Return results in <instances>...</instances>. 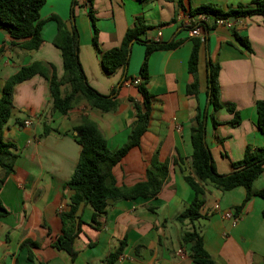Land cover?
Returning <instances> with one entry per match:
<instances>
[{
	"label": "crops",
	"instance_id": "0c3cea01",
	"mask_svg": "<svg viewBox=\"0 0 264 264\" xmlns=\"http://www.w3.org/2000/svg\"><path fill=\"white\" fill-rule=\"evenodd\" d=\"M183 6L196 8L214 5L222 10L252 0H76L74 24L79 35L78 59L89 85L101 95L108 96L119 88L123 71L107 76L100 66V52L118 47L128 28L137 17L144 19L147 39L168 42L173 37L183 40L182 45L170 51H158L148 58L151 112L147 132L140 146L133 148L113 168L118 187H132L145 180V170L152 160L169 162L168 179L155 199L108 201L104 214L92 222L93 210L81 206L77 212L80 231L73 242L77 253L72 260L63 251L52 248L61 234L60 213L68 209L70 191L64 184L72 177L80 154L75 141V128L83 116L94 121L107 141L110 151L127 141L135 121L132 101L140 102L137 87L126 80L119 89L116 111L103 113L91 109L78 99L71 111L61 115L54 111L48 83L35 76L15 87L14 109L3 129V139L18 147L14 171L0 186V200L9 214L0 220V264H106V259L122 241V255L115 264H194L189 245L183 235L192 226L202 236L203 247L216 264H264V219L261 211L264 201L252 196L240 211L233 226L223 219L222 213L233 211L244 197V189L220 192L205 186L204 204L194 225L176 221L194 199L193 191L183 180L174 160H182V167L190 171V128L197 101L186 94L193 79L187 70L193 38L180 17ZM72 0H47L40 10L46 21L41 30L43 44L37 51H24L11 45L8 33L0 30V95L4 82L22 67L40 63L49 72L54 69L63 77L59 50L53 45L57 33L52 15L70 24ZM95 18L99 51L92 45L93 25L88 12ZM202 15L195 16L198 21ZM213 18L208 23L213 25ZM247 37L251 52L241 47L233 33ZM220 67L218 84L220 103L233 104L240 113L241 123L230 126V115L224 108L214 113L219 125L214 129L208 120L206 142L212 154L216 171L228 174L231 162L243 158L246 146L264 147V135L256 126L255 104L264 100V21L261 17L238 20L233 28L215 24L202 43L198 60L199 105L203 106L206 91V58ZM144 59V47L134 44L131 49L126 75L139 81V69ZM211 112V110H210ZM28 122V125L25 123ZM43 124L55 131L40 137ZM0 169V179L3 178ZM264 189V172L253 182V192ZM25 240L39 244L33 250L34 261L27 262V250L20 245ZM182 250L184 257L177 256Z\"/></svg>",
	"mask_w": 264,
	"mask_h": 264
},
{
	"label": "trees",
	"instance_id": "16d2710c",
	"mask_svg": "<svg viewBox=\"0 0 264 264\" xmlns=\"http://www.w3.org/2000/svg\"><path fill=\"white\" fill-rule=\"evenodd\" d=\"M47 0H0V30L8 33L11 45L18 46L24 51H37L43 44L41 30L46 21L40 17V10ZM145 3L147 0H139ZM77 5L72 0L70 7V24L65 23L58 16L52 15L48 21L57 26V33L53 45L59 50L62 60L63 77L58 78L52 69L48 71L40 63H33L22 67L15 75L7 79L2 87L0 95V169L3 170V178L0 179V186L4 178L13 171L15 162L18 159V147L3 139V129L9 121L13 105V93L16 86L31 80L35 76L42 77L48 83L49 94L54 111L66 116L78 99H83L89 107L103 113L116 111L118 107V93L126 80L134 82V78L126 75L129 65L131 49L134 44L144 47V59L139 69V84L136 86L140 102H132L135 111V121L130 127V133L126 143L120 148L110 151L107 141L101 133L98 125L83 116L80 125L75 130V141L80 147L79 159L75 171L70 180L64 184V189L70 191L68 209L60 213L62 223L61 234L52 244V248L63 251L74 260L77 253L73 249L74 239L80 231L81 222L77 218V212L81 206H89L93 210L92 222L105 213L108 201L155 199L160 194L168 179L169 162H158L152 160L145 170V180L136 183L132 187H118L113 176V168L133 149L140 146L142 136L147 132L151 112V99L147 85L149 82L148 58L158 51H170L182 45L183 40H175L173 37L168 42H154L147 39V31L151 28L144 23L142 17H137L134 25L128 28L118 47L99 51L97 29L95 18L91 11L88 12L93 25V47L100 52V66L102 72L110 76L118 70L123 71L122 79L119 81V88H115L108 95H101L93 89L83 72L79 63V35L74 24L73 9ZM184 14L195 17L204 15L213 18V25L208 22H193L184 28L187 31L201 29L203 39L193 37L192 48L188 58L187 70L193 81L187 85L186 94L197 101L195 116L190 128L191 164L190 171L182 167V160H174L183 175L184 182L194 193V199L186 210L176 217L180 224L188 222L194 225L203 218L200 214L204 204L205 186H210L220 192H230L235 189H244L245 197L242 203L235 207L233 212L239 215L246 202L252 196H257L264 201V189L253 192V182L264 172V147L246 146L243 158L231 162L232 171L228 174H219L216 171L215 163L206 142L207 122H212L215 129L219 123L214 118V113L224 108L232 119L228 122L230 126H237L241 123L240 113L235 105L220 103V92L218 77L220 67L218 63L212 62L209 56L206 58V91L203 106L199 105V82L197 77L199 51L202 43L207 44V34L211 31L217 20H227L236 23L240 19L261 17L264 21V0H252L247 4H237L222 10L214 5L206 4L187 10L181 1L178 3ZM235 41L248 52L251 47L247 37L233 33ZM1 53V50H0ZM211 110V112H210ZM257 130L264 135V100H258L255 104ZM55 131L50 126L43 124L40 137H46ZM9 214L0 200V220ZM264 219V208L261 211ZM183 243L189 245V251L194 264H216L207 254L203 247L201 233L194 226L184 233ZM125 242L122 241L119 247L106 259V264H115L122 255ZM39 244L25 240L20 245L21 250H27V262L34 261L33 250L38 249ZM44 264V263H41Z\"/></svg>",
	"mask_w": 264,
	"mask_h": 264
},
{
	"label": "built area",
	"instance_id": "2783aa9c",
	"mask_svg": "<svg viewBox=\"0 0 264 264\" xmlns=\"http://www.w3.org/2000/svg\"><path fill=\"white\" fill-rule=\"evenodd\" d=\"M180 17L183 18L185 21H186V26L190 25L191 23L195 22L193 19L194 17L192 16H189L187 14H184L182 12V14H180ZM196 22H208V17L207 16H202V18ZM216 24H222L224 25L225 27L227 28H233L235 23L232 22V21H227V20H217L216 21ZM190 35L192 37H199L201 39H203V32L201 29H195V30H192L190 31ZM135 86H137L139 84V81L138 80H134V82H132ZM26 125H28V122L25 123ZM222 217L223 219L225 220H228L231 222V224L234 226L238 219H239V215H235L233 211H225L222 213ZM177 256L180 257V258H183L184 257V253L182 252V250H179L177 252Z\"/></svg>",
	"mask_w": 264,
	"mask_h": 264
}]
</instances>
